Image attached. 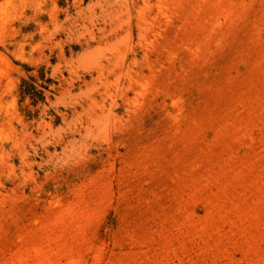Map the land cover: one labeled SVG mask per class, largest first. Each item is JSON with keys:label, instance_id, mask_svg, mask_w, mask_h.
<instances>
[{"label": "rangeland", "instance_id": "obj_1", "mask_svg": "<svg viewBox=\"0 0 264 264\" xmlns=\"http://www.w3.org/2000/svg\"><path fill=\"white\" fill-rule=\"evenodd\" d=\"M0 264H264V0H0Z\"/></svg>", "mask_w": 264, "mask_h": 264}]
</instances>
